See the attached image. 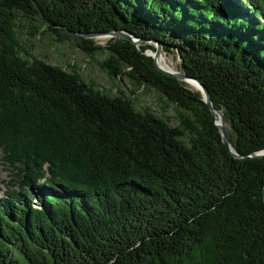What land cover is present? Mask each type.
<instances>
[{
  "label": "trees",
  "instance_id": "16d2710c",
  "mask_svg": "<svg viewBox=\"0 0 264 264\" xmlns=\"http://www.w3.org/2000/svg\"><path fill=\"white\" fill-rule=\"evenodd\" d=\"M34 1L54 28L31 0H0V152L16 170L0 264H264V157L234 158L200 95L145 55L151 41L176 54L233 150L262 151L264 0ZM110 31L141 43L80 36ZM23 32L103 54L99 69L155 91L178 125L36 59Z\"/></svg>",
  "mask_w": 264,
  "mask_h": 264
},
{
  "label": "rangeland",
  "instance_id": "374dc122",
  "mask_svg": "<svg viewBox=\"0 0 264 264\" xmlns=\"http://www.w3.org/2000/svg\"><path fill=\"white\" fill-rule=\"evenodd\" d=\"M25 34V32H23ZM20 37L22 44L27 51L36 59L43 61L52 66H59L66 72L73 70L82 76L85 83L93 85L98 91L106 93L110 96L129 97L134 101V107L137 110H150L157 117L167 121L171 127L178 125L177 110L174 105L166 102L159 94L152 89L138 88L130 83L126 78L111 79L108 75L96 65V61L103 59V54L96 56L90 60L83 52L74 46L71 41L58 43L55 36L52 38L43 33L37 38H31L28 35ZM96 45L105 47L110 38L92 37ZM152 45V43H150ZM166 58L168 64L172 65L176 70L180 69V60L176 54L170 52H161ZM0 152V198L4 197L5 190L13 183L16 170L8 167L1 159ZM16 187V186H15ZM35 203V201H33Z\"/></svg>",
  "mask_w": 264,
  "mask_h": 264
},
{
  "label": "water",
  "instance_id": "95a60500",
  "mask_svg": "<svg viewBox=\"0 0 264 264\" xmlns=\"http://www.w3.org/2000/svg\"><path fill=\"white\" fill-rule=\"evenodd\" d=\"M31 2L33 3L34 8L38 12L39 17L42 20V22L46 26H50V27L54 28L55 26L43 16V14L39 10V8H38L37 4L35 3V1L31 0ZM80 36L82 38H84V39H90L92 37H98V36L99 37L107 36L110 39H121V40H125V41H130L136 47H138L139 44L141 43V40L137 39L133 35L125 33V32H121V31H110V32H107V33H92V34H84V35H80ZM150 43H152V46L155 49V51H153L154 54L150 55L146 51L145 55L152 59V64H153V67L156 69V71H158L160 74H162V75H164L166 77H170V78H173V79L177 80L181 84H186L188 81H192V82H194V83H196L198 85V87L200 89H199V92H197V93L200 95L202 101L206 104L207 108L210 110L212 116L214 117V119H215L214 124H215V126L217 127V129L219 131V134H220V137H221V142L227 148L228 152L234 158H237V159H246L248 157H250V158H262V157H264V150L259 151V152L255 153V154H252L250 156L238 155L233 150L231 144L229 143V140H228V137H227V126L225 124L223 114L220 111L215 110L213 108L210 96H209L206 88L204 87V85L198 79L193 78V77H189L188 75H186L183 72V70H181V69H180L181 72L172 73V72H169V71L164 70L163 68L159 67L156 64L155 59H156L157 56H159L161 54L162 45L160 43H158V42H155V41H151ZM178 59L180 60L179 57H178ZM217 114H219V117L221 119L220 122L216 121V115Z\"/></svg>",
  "mask_w": 264,
  "mask_h": 264
},
{
  "label": "bare ground",
  "instance_id": "6f19581e",
  "mask_svg": "<svg viewBox=\"0 0 264 264\" xmlns=\"http://www.w3.org/2000/svg\"><path fill=\"white\" fill-rule=\"evenodd\" d=\"M104 37H107V36H104ZM109 38V37H107ZM148 54L150 55H153L154 52L149 50L147 51ZM155 62L156 64L163 68L164 70H167L169 72H172V73H177V72H181V71H178L176 70L172 65L168 64L166 58L164 57V55L161 53L159 56L156 57L155 59ZM188 88H190L191 90L195 91V92H199V87L196 83L192 82V81H188L186 84H185ZM220 117H219V114L216 115V121L217 122H220Z\"/></svg>",
  "mask_w": 264,
  "mask_h": 264
}]
</instances>
